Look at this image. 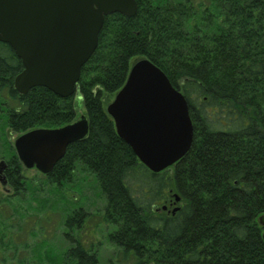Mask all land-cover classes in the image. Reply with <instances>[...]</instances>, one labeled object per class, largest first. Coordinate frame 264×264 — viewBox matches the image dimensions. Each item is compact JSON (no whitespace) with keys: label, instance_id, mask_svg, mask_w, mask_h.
Segmentation results:
<instances>
[{"label":"trees","instance_id":"trees-1","mask_svg":"<svg viewBox=\"0 0 264 264\" xmlns=\"http://www.w3.org/2000/svg\"><path fill=\"white\" fill-rule=\"evenodd\" d=\"M137 2L135 17L105 18L98 48L82 68L78 98L41 87L20 96L14 81L23 64L0 43V90L18 106L7 110V126L19 135L62 127L77 119L82 104L89 135L69 146L47 178L70 182L78 167L94 175L120 252L110 264H264V0H210L205 10L193 0ZM141 58L184 94L194 126L190 152L159 174L119 138L103 103L124 87ZM14 156L8 181L22 169ZM138 180L145 197L134 192ZM170 193L179 196V211L156 214L155 203L168 202ZM66 226L71 233L76 227L72 219ZM70 241L76 264L99 263L94 245Z\"/></svg>","mask_w":264,"mask_h":264},{"label":"water","instance_id":"water-1","mask_svg":"<svg viewBox=\"0 0 264 264\" xmlns=\"http://www.w3.org/2000/svg\"><path fill=\"white\" fill-rule=\"evenodd\" d=\"M138 8L137 0H0V43L9 45L24 67L15 78V90L26 95L42 87L61 98L73 96L83 66L97 50L105 17H135ZM107 110L121 140L153 173L175 165L192 148L194 128L185 96L147 59L133 65ZM88 134L83 115L60 128L21 134L14 147L26 169L50 175L69 146ZM7 167L0 163L4 185ZM259 223L264 227V215Z\"/></svg>","mask_w":264,"mask_h":264},{"label":"rangeland","instance_id":"rangeland-1","mask_svg":"<svg viewBox=\"0 0 264 264\" xmlns=\"http://www.w3.org/2000/svg\"><path fill=\"white\" fill-rule=\"evenodd\" d=\"M193 1L204 10L210 6V0ZM115 96L103 98L106 107ZM77 105L82 114V104L78 102ZM17 107L16 101L8 97L7 90H0V163L11 160L16 164L13 162L14 142L19 134L9 130L7 110ZM20 165L22 169L17 171L18 176L9 177L8 187L0 183V264H76L69 257L74 246L70 241L72 238L84 239L87 247L94 245L98 264L119 260V249L111 240L115 229L111 223L104 222L106 196L90 171L78 167L73 180L56 185L40 172L27 170L21 161ZM14 178L23 180L21 186L13 185L12 180L17 183ZM133 188L137 196L145 197L146 187L142 180L136 181ZM168 199L167 204L171 206V193ZM162 205V202L155 203L156 214H166L164 210H157ZM82 217H86L82 221L86 222L83 228L79 224ZM68 219L76 226L72 233L66 226Z\"/></svg>","mask_w":264,"mask_h":264},{"label":"flooded vegetation","instance_id":"flooded-vegetation-1","mask_svg":"<svg viewBox=\"0 0 264 264\" xmlns=\"http://www.w3.org/2000/svg\"><path fill=\"white\" fill-rule=\"evenodd\" d=\"M172 204V203H171ZM168 212V211H167Z\"/></svg>","mask_w":264,"mask_h":264}]
</instances>
